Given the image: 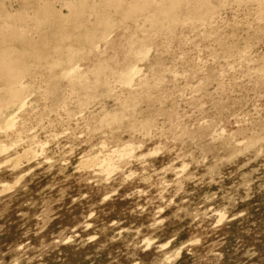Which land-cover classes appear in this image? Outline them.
I'll use <instances>...</instances> for the list:
<instances>
[{
  "label": "rangeland",
  "instance_id": "374dc122",
  "mask_svg": "<svg viewBox=\"0 0 264 264\" xmlns=\"http://www.w3.org/2000/svg\"><path fill=\"white\" fill-rule=\"evenodd\" d=\"M0 264H264V0H0Z\"/></svg>",
  "mask_w": 264,
  "mask_h": 264
},
{
  "label": "bare ground",
  "instance_id": "6f19581e",
  "mask_svg": "<svg viewBox=\"0 0 264 264\" xmlns=\"http://www.w3.org/2000/svg\"><path fill=\"white\" fill-rule=\"evenodd\" d=\"M11 62V61H10Z\"/></svg>",
  "mask_w": 264,
  "mask_h": 264
}]
</instances>
